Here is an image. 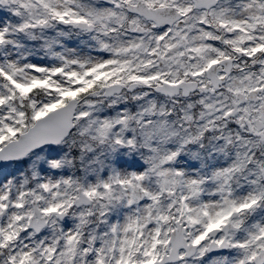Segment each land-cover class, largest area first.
Wrapping results in <instances>:
<instances>
[{
	"label": "snow or ice",
	"instance_id": "snow-or-ice-1",
	"mask_svg": "<svg viewBox=\"0 0 264 264\" xmlns=\"http://www.w3.org/2000/svg\"><path fill=\"white\" fill-rule=\"evenodd\" d=\"M0 264H264V0H0Z\"/></svg>",
	"mask_w": 264,
	"mask_h": 264
}]
</instances>
